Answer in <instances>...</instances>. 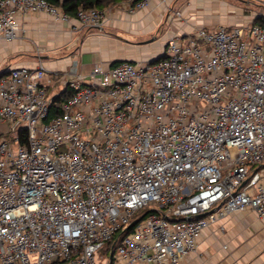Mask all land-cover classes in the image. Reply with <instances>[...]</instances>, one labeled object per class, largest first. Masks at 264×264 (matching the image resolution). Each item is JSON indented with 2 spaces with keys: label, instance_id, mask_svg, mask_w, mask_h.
I'll use <instances>...</instances> for the list:
<instances>
[{
  "label": "built area",
  "instance_id": "1",
  "mask_svg": "<svg viewBox=\"0 0 264 264\" xmlns=\"http://www.w3.org/2000/svg\"><path fill=\"white\" fill-rule=\"evenodd\" d=\"M240 1L261 12L172 35L156 61L0 76V264H183L210 224L264 219V0ZM34 13L106 17L0 0V42L24 38ZM57 83L71 93L55 111Z\"/></svg>",
  "mask_w": 264,
  "mask_h": 264
},
{
  "label": "crops",
  "instance_id": "2",
  "mask_svg": "<svg viewBox=\"0 0 264 264\" xmlns=\"http://www.w3.org/2000/svg\"><path fill=\"white\" fill-rule=\"evenodd\" d=\"M223 1L151 0L144 9L128 13L121 0L103 9L107 11L102 28L30 14L24 38L0 42V72L39 63L49 70L65 71L77 61L78 72L86 75L95 64L149 61L161 55L172 35L188 36L202 26H236L252 19L243 14L245 7ZM222 3L232 12L227 13ZM183 264H264V219L245 209L210 224Z\"/></svg>",
  "mask_w": 264,
  "mask_h": 264
},
{
  "label": "trees",
  "instance_id": "3",
  "mask_svg": "<svg viewBox=\"0 0 264 264\" xmlns=\"http://www.w3.org/2000/svg\"><path fill=\"white\" fill-rule=\"evenodd\" d=\"M47 1H49L50 3L56 6L61 7L65 12L74 16L76 15L79 9H90V8L104 9L112 5L118 4L119 1L121 0H47ZM261 21H262L261 19L256 20V22H260V23ZM115 64L116 63L112 65ZM70 93L71 92L67 89L60 92V94L54 98L55 111H57L60 102L66 99L70 95ZM113 241L114 240L106 244L105 251L111 248Z\"/></svg>",
  "mask_w": 264,
  "mask_h": 264
},
{
  "label": "rangeland",
  "instance_id": "4",
  "mask_svg": "<svg viewBox=\"0 0 264 264\" xmlns=\"http://www.w3.org/2000/svg\"><path fill=\"white\" fill-rule=\"evenodd\" d=\"M223 2H230L231 4H235L237 6H240V7H245L243 8V14L247 15V14H250V11H255V12H261V7L258 6V3H245V2H242L240 0H224ZM223 4V3H222ZM224 7L222 8H226V12L227 13H231L232 10L229 11L228 7H226L224 4H223ZM100 10H103V9H100ZM107 11V10H106ZM106 11H105V14H106ZM139 41H143V39L139 38L138 39ZM62 85L60 83H57L55 85L54 88H51L50 91L51 92H56V91H59L61 89Z\"/></svg>",
  "mask_w": 264,
  "mask_h": 264
},
{
  "label": "water",
  "instance_id": "5",
  "mask_svg": "<svg viewBox=\"0 0 264 264\" xmlns=\"http://www.w3.org/2000/svg\"><path fill=\"white\" fill-rule=\"evenodd\" d=\"M160 56H161V55H160ZM160 56L157 57V58H155V59H152L151 61H156L157 59L160 58ZM117 63H118V62H117ZM7 71H8V68L5 69V70H3V71H1V72H0V76L3 75V74H5ZM137 221H138V220H135V221L131 224V226L135 225V224L137 223Z\"/></svg>",
  "mask_w": 264,
  "mask_h": 264
}]
</instances>
